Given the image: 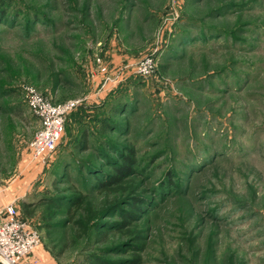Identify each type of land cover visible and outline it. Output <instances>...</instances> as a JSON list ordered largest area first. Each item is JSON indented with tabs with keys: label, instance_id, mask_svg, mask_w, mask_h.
<instances>
[{
	"label": "rangeland",
	"instance_id": "obj_1",
	"mask_svg": "<svg viewBox=\"0 0 264 264\" xmlns=\"http://www.w3.org/2000/svg\"><path fill=\"white\" fill-rule=\"evenodd\" d=\"M2 3L9 15L0 24V184H23L26 196L8 206L39 233L36 251L55 264H130L134 255L141 264H264V0ZM151 55L158 70L134 76ZM28 88L54 103L82 101L45 163L28 148L40 128ZM120 100L131 117L112 115ZM108 117L122 132L107 136L135 145L126 193L90 189L82 179L94 181L84 162L101 176L111 171L101 158ZM81 193L95 209L115 201L102 221L118 226L79 236L65 212L48 221L46 205L23 208L51 194L65 208ZM131 204L142 211L121 231Z\"/></svg>",
	"mask_w": 264,
	"mask_h": 264
},
{
	"label": "trees",
	"instance_id": "obj_2",
	"mask_svg": "<svg viewBox=\"0 0 264 264\" xmlns=\"http://www.w3.org/2000/svg\"><path fill=\"white\" fill-rule=\"evenodd\" d=\"M8 12H9L8 9H6V7L3 6L2 0H0V24L5 22L6 18L9 15ZM120 88H118L117 90H119ZM127 103L128 102L124 103L121 100L117 102L112 110V115L120 116V114H124L131 117L132 115L129 111L131 106L127 105ZM117 122H118L117 120L116 122H114L112 117L105 118V120L102 122L101 125L102 130H100L101 136L104 138L103 145L101 147L103 148L101 150L103 152L101 154V158L106 159L107 162L105 167L106 166L111 167V171L106 172L105 176H101L99 175L100 170L98 166L94 164L92 161L83 163L84 165L82 168V172H86L87 175L89 177L91 176L94 180L89 182V179H86L84 177L82 178L83 180H85V183L89 185L90 189L92 188L97 190H103L104 188L107 189L109 185H116L119 188L115 190H109V189L108 190L111 192L114 191L118 193V191H120L122 193H126L128 190H133L134 188V187H130L129 189H124L121 187L122 183L125 182L126 180L125 178L130 176L129 174H131V172L137 165L135 160L136 151H135L134 143L133 142H131L130 144L124 143L121 146H118V144L114 140L110 139V136H107L108 131H112V132L116 131L118 133L122 132L121 129L118 128L117 124L119 123ZM124 134L125 136L130 135L129 133H124ZM81 144H83L81 146L82 150L84 149L86 150L88 145L87 136H84V138H82ZM105 146L109 147L116 154L117 159L110 157L107 153L104 152V150H106V148H104ZM173 184L174 182L172 180L167 182L166 183L167 189L170 190V188L173 187L172 186ZM51 197L52 198L45 196L44 199L24 205L23 208L26 210L31 206L35 208L40 206L43 207L44 205H46L45 219L48 221L54 218L55 212L56 213H59V211L65 212L67 218L66 222H68L67 224H70L72 222V225L75 228L79 229V236L90 233L95 226H97L98 230L103 227L108 228L109 226H118L115 225V223L105 224L102 221L105 218L103 216L104 214H106L107 209L115 205H118L115 201L104 202V205L101 208L95 209V207L92 205L90 193H81L79 197L75 198V201L66 205L65 207L66 209H65L62 208L61 204L57 203L58 197L56 194H51ZM137 199H139L137 203L139 204V202L142 199V195L140 194L139 198ZM136 208H138L137 209L138 212L142 211L140 209V206L136 207V204H131L128 206V209L124 214L126 223L123 225L121 231H123V229H125V227L129 225V220H133L132 218L137 216ZM53 209H55L54 212ZM80 212L83 213V215L79 216ZM47 227L49 229L52 228L50 223H47ZM111 229L115 231V230H120L121 228L114 227ZM130 264H141V258L138 257L137 255H134L133 260L131 261Z\"/></svg>",
	"mask_w": 264,
	"mask_h": 264
},
{
	"label": "built area",
	"instance_id": "obj_3",
	"mask_svg": "<svg viewBox=\"0 0 264 264\" xmlns=\"http://www.w3.org/2000/svg\"><path fill=\"white\" fill-rule=\"evenodd\" d=\"M158 65L157 55L142 58L135 65L133 75L142 79L150 78L158 70ZM106 85L107 83H104V86ZM27 90L26 102L40 124L28 148L34 159L45 163L46 158L57 150L66 124V116L82 101L54 103L33 88ZM3 214V218L0 219V264H32V255L41 243L39 233L22 219L16 205L7 206Z\"/></svg>",
	"mask_w": 264,
	"mask_h": 264
},
{
	"label": "crops",
	"instance_id": "obj_4",
	"mask_svg": "<svg viewBox=\"0 0 264 264\" xmlns=\"http://www.w3.org/2000/svg\"><path fill=\"white\" fill-rule=\"evenodd\" d=\"M0 176H2V174H0ZM18 180V179H17ZM3 181V180H2ZM14 182H16V180H14ZM3 186H1L0 184V195H3L2 198L0 197V217L1 219L4 216V209L6 208V206L9 205V203L11 202L12 198H21V197H25L26 196V190H22L23 188V184L19 181H17L14 186H11V188H2ZM33 260H39L42 262L47 261L49 264H55L54 261H52L48 254L44 255L39 251H36L32 257Z\"/></svg>",
	"mask_w": 264,
	"mask_h": 264
}]
</instances>
